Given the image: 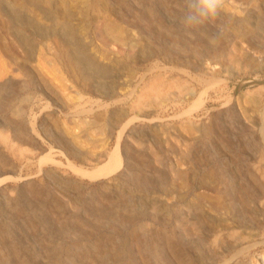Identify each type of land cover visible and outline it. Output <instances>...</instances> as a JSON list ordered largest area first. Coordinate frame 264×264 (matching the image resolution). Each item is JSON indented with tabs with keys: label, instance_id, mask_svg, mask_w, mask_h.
Wrapping results in <instances>:
<instances>
[{
	"label": "rangeland",
	"instance_id": "374dc122",
	"mask_svg": "<svg viewBox=\"0 0 264 264\" xmlns=\"http://www.w3.org/2000/svg\"><path fill=\"white\" fill-rule=\"evenodd\" d=\"M5 1L0 132L28 141L0 140V264H263L264 0H221L196 29L185 0ZM157 77L166 95L142 98Z\"/></svg>",
	"mask_w": 264,
	"mask_h": 264
},
{
	"label": "bare ground",
	"instance_id": "6f19581e",
	"mask_svg": "<svg viewBox=\"0 0 264 264\" xmlns=\"http://www.w3.org/2000/svg\"><path fill=\"white\" fill-rule=\"evenodd\" d=\"M3 1H5V0H3ZM69 2L70 1H74V2H76V3H79V4H83V5H86L87 3H85L86 2V0H68ZM6 2V1H5ZM10 3V2H9ZM5 4V3H4ZM59 4H61V6H63V7H65V6H67V0H59ZM7 5V4H6ZM71 5H72V3H71ZM11 6V5H10ZM87 6V5H86ZM7 9V8H6ZM66 10V9H65ZM69 10V9H68ZM10 12H11V10H10ZM35 14H37L36 16H39L38 15V13H36V12H34ZM61 14H62V12H61ZM72 14V13H71ZM147 14V13H146ZM7 15V14H6ZM11 18L10 19H12V21L13 20H17V22H21V23H26V19H24V17L23 16H21V15H18V14H12L11 13ZM9 16H10V14H9ZM144 16V15H143ZM86 18V17H85ZM144 18V17H143ZM59 20V19H58ZM11 23H14V22H11ZM53 23V22H52ZM103 23L104 22H102V25H103ZM115 23V22H114ZM114 23H112V22H110V21H107L106 23H104V32H103V35H102V38L103 39H105V40H109L107 37H108V35H110V37L112 38V40L113 41H111L112 43H114L116 46L117 45H119L120 47H121V49L123 48V46L125 47V43L124 42H122V40H119L117 37H114L113 35H115V30H116V28H115V24ZM22 25V24H21ZM249 25V22H248V20L246 21V20H240V21H237L236 23H235V26H234V30H236V32L239 34V35H244V33H245V31H246V27ZM12 26H14V25H12ZM24 26V25H23ZM70 26V25H69ZM69 26H66V27H69ZM20 27V26H19ZM11 28V27H10ZM79 28V27H78ZM24 29H25V27H24ZM90 29V28H89ZM17 30H18V27H17ZM26 30V29H25ZM38 31V30H37ZM41 32V35L42 36H44L45 34L42 32V30H40ZM74 31V30H73ZM72 31V32H73ZM124 31V30H123ZM15 32V31H14ZM13 32V33H14ZM64 32V41H65V46L66 47H68V46H71L72 45V47L71 48H73V46H74V48L75 49H82V45H85V43H82V38H80V36H74L73 34L74 33H70L69 32V30L68 29H66L65 31H63ZM62 32V33H63ZM18 34V33H17ZM60 34V33H59ZM80 34H82L81 33V31H80ZM237 34V35H238ZM78 35H79V33H78ZM130 35V34H129ZM18 36V35H17ZM38 36V35H37ZM250 36V35H249ZM46 37V36H45ZM48 37V36H47ZM82 37V36H81ZM20 39L18 40H16V42L18 43V45L20 44V46L21 45H31V40H30V37H28V36H24V34H22L20 37H19ZM44 38V37H43ZM84 40V39H83ZM85 41V40H84ZM23 45V46H24ZM19 46V47H20ZM223 46V45H222ZM25 47H27V46H25ZM25 47L23 48V49H25ZM83 47H85V46H83ZM138 48V47H137ZM28 49H30V48H28ZM74 49V50H75ZM127 49V48H126ZM71 50V49H70ZM69 49H66L65 51H64V53H63V56L65 57H63L65 60H70V62L72 61V60H74L76 63H78L80 66H82V67H90V64H88V62L84 59V56H79V55H77V54H74L73 52H71ZM74 50H72V51H74ZM110 50V49H109ZM144 50V49H143ZM211 51V54H212V56L210 57V59L212 60V61H214L213 59H216V54H217V52H219V50H215V48L214 49H211L210 50ZM27 52V51H26ZM75 52V51H74ZM76 53H77V51H76ZM104 54V53H103ZM30 55H31V53H30ZM81 55H83V54H81ZM84 55H86V54H84ZM131 55V54H130ZM26 56H28L27 54H26ZM237 56V55H236ZM62 57V56H61ZM86 58V57H85ZM50 60V59H49ZM88 60V59H87ZM46 62V61H45ZM66 62V61H65ZM70 62H68V63H70ZM73 62V61H72ZM215 62V61H214ZM91 63V62H90ZM97 63V62H96ZM92 65V64H91ZM112 65V64H111ZM249 65V64H248ZM75 66H77V65H75ZM91 67H93V66H91ZM91 69V68H90ZM88 70V69H87ZM95 69H93V71H94ZM97 71V70H96ZM95 71V72H96ZM180 71V70H179ZM189 71V70H188ZM88 72V71H87ZM98 72V71H97ZM107 72V71H106ZM85 74V73H84ZM88 74H89V72H88ZM97 74V73H96ZM99 74V73H98ZM102 75H103V73H101ZM105 74V73H104ZM205 74V73H204ZM92 75H94V74H92ZM105 75H107V74H105ZM92 78V77H91ZM213 79V78H212ZM88 80V79H87ZM154 85L153 86H150L148 89H147V91L145 90V91H143V93H142V98H146V99H151V98H153V97H159V96H162V95H166V93H164V92H161L162 90H161V88H158V87H156L159 83H160V85L163 83V80L160 78V77H157V78H155L154 80ZM148 83V82H147ZM173 83V82H172ZM209 84H211V83H209ZM161 87V86H160ZM164 93V94H163ZM133 98V97H132ZM139 104V103H138ZM198 107V106H197ZM128 108V107H127ZM191 108H193V107H191ZM12 109V108H11ZM79 109H81V108H79ZM192 110V109H191ZM13 111H14V109H13ZM77 111V110H76ZM86 110H84V112H85ZM264 116V115H263ZM133 118V117H132ZM130 122V121H129ZM102 128V127H101ZM125 129V128H124ZM122 130V129H121ZM5 132H0V140L3 142V144L6 146V148L7 149H10V151H12L13 153H15L21 146H22V144L23 143H25L26 141H28V139H22V141H20V144H19V146L18 147H14L13 146V144L11 143V139L9 138V137H7L5 134H4ZM121 134H122V131L119 133V135H118V142L116 143V147H114L115 149H111V151L109 152V153H106L107 155H105L106 157H107V162H106V160H105V162H106V165H104V166H106V168H108V169H110V168H112V169H114V167L116 168H119L120 167V165H121V162H122V157H121V154H120V152H119V150H118V145H119V140H120V137H121ZM26 136V135H25ZM24 137V136H23ZM264 137V136H263ZM24 138H26V137H24ZM55 140V139H54ZM15 145V144H14ZM17 153V152H16ZM44 158V157H43ZM41 161V160H40ZM44 161V160H43ZM103 164V163H102ZM101 164V165H102ZM3 165V164H2ZM73 169H74V167H73ZM105 169V168H104ZM76 170V169H75ZM100 169H96L95 170V173H97L96 171H98V172H100L99 171ZM102 170H103V168H102ZM102 170H101V172H102ZM79 171V170H78ZM85 171V170H84ZM91 171V170H90ZM8 172V171H7ZM82 172V171H81ZM93 172V171H92ZM91 172V173H92ZM105 172V171H104ZM103 173V172H102ZM101 173V174H102ZM109 173H111V172H109ZM108 173V174H109ZM55 174V173H54ZM88 174V173H87ZM98 174V173H97ZM100 174V173H99ZM96 175V174H95ZM94 175V176H95ZM103 175V174H102ZM104 175H105V173H104ZM87 176V175H86ZM96 176H98V175H96ZM95 176V177H96ZM9 177V176H8ZM85 177V176H84ZM88 177H89V174H88ZM93 177V176H92ZM7 179V177H1L0 178V183L2 182V180H4V179ZM34 195V194H33ZM122 218V217H121ZM129 219V218H128ZM125 222V221H124ZM229 235V237H232V238H237L236 236H235V233L234 232H231L230 234H228ZM217 238L215 239V241L217 240V241H220V239H221V237L218 235V236H216ZM219 237V238H218ZM229 237H228V240H229ZM242 238V237H241ZM106 241V240H105ZM226 241V240H225ZM231 241V240H230ZM237 243V242H236ZM239 243V242H238ZM172 245V244H171ZM241 245V244H240ZM227 246H229V245H227ZM173 247V246H172ZM226 247V246H225ZM232 247V246H231ZM237 247V246H236ZM248 247V246H247ZM224 249V248H223ZM234 249H235V247H232V249H230L229 250V248H228V250H229V252H231V251H234ZM178 250V249H177ZM225 250V249H224ZM237 251H236V253H235V255L236 256H239V255H242L243 253H245L246 251H245V248H240L239 247V249H236ZM249 251V250H248ZM248 254V253H247ZM226 255V254H225ZM246 255V254H245ZM19 256V255H18ZM253 256V255H252ZM246 258H245V264H257L258 262H256L252 257H251V255L250 254H248V255H246L245 256ZM255 257V256H254ZM231 258H233V257H231ZM261 260V259H260ZM15 262H17V260H15ZM262 263H263V260H262ZM264 264V263H263Z\"/></svg>",
	"mask_w": 264,
	"mask_h": 264
},
{
	"label": "clouds",
	"instance_id": "9594fccd",
	"mask_svg": "<svg viewBox=\"0 0 264 264\" xmlns=\"http://www.w3.org/2000/svg\"><path fill=\"white\" fill-rule=\"evenodd\" d=\"M185 4L186 12L180 20L185 29H196L211 23L220 14L221 0H185Z\"/></svg>",
	"mask_w": 264,
	"mask_h": 264
}]
</instances>
